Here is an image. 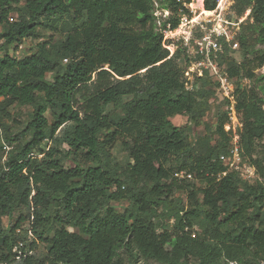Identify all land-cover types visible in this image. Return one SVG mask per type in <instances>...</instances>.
Masks as SVG:
<instances>
[{"label": "trees", "instance_id": "1", "mask_svg": "<svg viewBox=\"0 0 264 264\" xmlns=\"http://www.w3.org/2000/svg\"><path fill=\"white\" fill-rule=\"evenodd\" d=\"M184 2L0 0V121L11 122L0 124V264H264V182L221 159L229 111L218 104L214 126L190 140L219 82L205 70L186 89L189 56L163 46V30L189 13ZM248 8L238 48L224 45L218 63L234 85L240 155L264 177V74L254 72L264 65L254 45L264 43V0L230 7ZM158 9L169 15L159 21ZM46 29L60 37L10 52ZM16 106L30 108L23 120ZM180 115L182 126L172 122ZM121 200L119 210L112 202ZM19 207L28 214L13 222Z\"/></svg>", "mask_w": 264, "mask_h": 264}, {"label": "built area", "instance_id": "2", "mask_svg": "<svg viewBox=\"0 0 264 264\" xmlns=\"http://www.w3.org/2000/svg\"><path fill=\"white\" fill-rule=\"evenodd\" d=\"M183 4L188 8L189 13L181 14L179 24L175 31L163 30V46L169 48L171 54L174 51V46H180L189 56L190 63L183 71L185 88L188 90L193 89L195 77L201 76L207 70L219 82L220 87L233 89V82L227 78L219 66L218 53L222 51L224 45H227L231 49L238 48L236 36L241 24L248 19L251 11L250 8L243 14L236 15L230 9L233 0H216L215 8L207 10L211 11L212 14L198 20V18L193 19L194 16L192 17L190 14L192 12V9L188 7L190 2H184ZM202 8H204V5ZM163 11L165 12L164 16L167 17L169 11ZM171 38H175L177 42L172 43ZM19 46L21 47V45ZM240 126L241 122L239 120L238 127ZM238 139L239 134L237 135L235 144L230 146V154L228 157L221 156V159H223L228 170H237L243 178H248V176L253 175L255 168L243 161L239 151ZM4 148L8 149L5 146ZM244 172H247L248 176L244 175ZM186 177L189 178L191 175L186 174ZM21 245L20 243L14 247V250L17 252V258L22 254L19 248ZM27 253H30V251Z\"/></svg>", "mask_w": 264, "mask_h": 264}, {"label": "rangeland", "instance_id": "3", "mask_svg": "<svg viewBox=\"0 0 264 264\" xmlns=\"http://www.w3.org/2000/svg\"><path fill=\"white\" fill-rule=\"evenodd\" d=\"M203 1V0H202ZM198 4V5H197ZM203 4V2H202ZM202 4H199L197 0H190V5L188 4V7L189 9H192V12L190 13L193 16H197L198 20L202 19L203 17L207 16L205 14H200L201 13V7H203ZM155 5L157 6L158 4L155 3ZM200 5V6H199ZM155 15H157V17L159 18L158 20L160 21L161 18H165L166 16L165 15V12L162 11V9H158L156 12H155ZM15 17V14L12 13L10 18H14ZM161 17V18H160ZM51 35L52 37V40H56L60 37V34L59 33H53L52 31H49V30H43V38L39 39V40H33V39H25L22 44H21V47L18 46L16 49L10 47V52L12 54H15V56L17 57H21L25 54H29L31 52L34 51V47H35V44L36 42L38 41H43L45 39H48V37ZM170 38V37H169ZM176 38V37H175ZM175 38H171L170 40L173 42H177V40ZM255 45V48H259V49H262L264 50V43H254ZM176 46H174V50H175ZM233 57L236 59V60H240V55H239V52L238 50H236L233 54ZM254 72L256 73V75L260 76L261 74H264V65H262L261 67L259 68H255L254 69ZM47 78L51 79V75L48 74L47 75ZM243 84H245L246 86H252V83L249 82L247 79H245L243 81ZM213 87V86H212ZM215 92L213 93V95L210 96V109L209 111L206 113L205 117L202 118V120L200 121V124L199 125H196V126H193L192 127V131L190 132V140H191V143L194 144L195 141L197 140V138H199V136H203L205 133H206V127L207 126H211L213 127L215 122H216V118H217V111H218V104L221 105L220 108L221 110H228L230 112V117H229V121L226 122L225 124V129L227 131H230L231 133V140H230V146H232V144H235L236 142V139H237V135L239 134L238 132V124H239V113L235 110V101H234V95H233V92H234V88L233 89H229V88H223L222 86H218L217 87V90H214ZM222 96H226L230 99V103L227 104V103H224L222 105V101L221 99L223 98ZM29 107H19V106H16L14 107L12 113H19V116H17L18 118H20L21 120H23L26 116V113L27 111H29ZM109 109H111V106H109ZM172 122L175 124V125H179V126H182L184 124L187 123V118L185 116H175L173 119H172ZM1 123H7L8 125L11 124L10 120H2V122L0 121V124ZM1 128V126H0ZM216 141V137L213 136L212 139H211V142L214 143ZM3 145L5 147H7L8 149H5L3 148V154H6L10 149L11 147L7 146L5 142H3ZM197 149V147H196ZM125 157V153H123L122 151L118 152L117 153V158L119 159H123ZM225 157H228V156H225ZM226 161V159H225ZM228 161V160H227ZM65 166L66 167H71L73 166V162L69 159L66 160L65 162ZM244 175L248 176V173L247 172H244L243 173ZM243 178V177H242ZM192 179V178H191ZM245 180H249V182H254L255 180H259V181H263L264 182V177L262 176H259L256 172L253 173V175H251L250 177L248 176V178H244ZM195 184L196 185H200V183L198 181H195ZM172 198H179L181 199L182 202H186V193L182 192V191H176L174 192V194L172 195ZM112 204L119 210H122L126 205H127V201H124V200H121V201H115V202H112ZM28 212L26 209H24L23 207H19L15 210L14 214H13V222L21 215V216H27ZM4 221V224L6 225V223L8 222V218H4L3 219ZM23 225V228H27L28 226V220H25V222L22 224ZM72 228H69V230H71ZM171 231L173 229H170ZM31 237V236H30ZM37 243V248H36V253L37 254H41L42 252V249H43V246L41 245L40 242L36 241ZM141 264H159L155 261H143Z\"/></svg>", "mask_w": 264, "mask_h": 264}, {"label": "bare ground", "instance_id": "4", "mask_svg": "<svg viewBox=\"0 0 264 264\" xmlns=\"http://www.w3.org/2000/svg\"><path fill=\"white\" fill-rule=\"evenodd\" d=\"M199 4H202V0H197ZM198 5V4H197ZM200 6V5H199ZM201 14H205V15H211L212 12L211 11H207L204 8L201 7ZM197 18V16H194L193 19Z\"/></svg>", "mask_w": 264, "mask_h": 264}]
</instances>
